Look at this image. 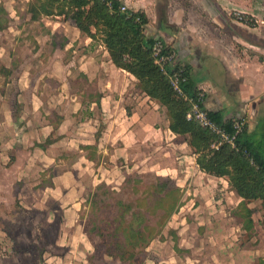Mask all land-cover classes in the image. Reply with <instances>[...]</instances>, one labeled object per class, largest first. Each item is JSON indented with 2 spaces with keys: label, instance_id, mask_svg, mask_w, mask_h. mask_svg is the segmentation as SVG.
<instances>
[{
  "label": "crops",
  "instance_id": "crops-1",
  "mask_svg": "<svg viewBox=\"0 0 264 264\" xmlns=\"http://www.w3.org/2000/svg\"><path fill=\"white\" fill-rule=\"evenodd\" d=\"M121 1L132 11L143 12L148 18L146 33L160 37L176 53L175 63L186 67L190 84L204 92V107L221 111L225 118L244 117L248 131L259 141L255 132L264 122V11L257 29H233L238 23L229 15L230 8L245 10L243 3ZM27 3L20 7L24 11L14 9L18 18L31 19ZM33 21L44 22L42 29L32 30L34 55L47 47L48 56L4 60L8 68L18 66V74L9 76L1 96L4 204L19 199L23 210L42 208L50 213L57 202L66 223L74 226L88 186L102 181L119 184L134 169L156 171L171 176L189 195L181 209L204 208L195 199H207L206 209L215 214L208 225L223 221L227 225L223 211L236 219V234L229 228L225 234L210 236L213 245L208 254L217 264H262V219H256L253 210V230L244 228L243 218L235 214L243 198L228 176L200 168L188 134L171 130L165 107L141 90L134 74L114 63L101 36L82 32L73 19L60 14ZM16 32L20 43L24 29ZM248 205L252 207L251 202ZM186 223L182 218L180 225ZM173 226L169 221L164 240L157 239L162 246L160 261L148 264H188L189 253L195 256L200 249L185 227L176 236L169 233ZM240 232L248 234L245 241L239 239ZM189 264L201 263L195 257Z\"/></svg>",
  "mask_w": 264,
  "mask_h": 264
},
{
  "label": "trees",
  "instance_id": "trees-1",
  "mask_svg": "<svg viewBox=\"0 0 264 264\" xmlns=\"http://www.w3.org/2000/svg\"><path fill=\"white\" fill-rule=\"evenodd\" d=\"M122 4L121 0H30L28 11L32 20L43 15L60 14L73 19L82 32L92 37L99 34L114 63L134 74L141 90L165 107L171 130L188 134V142L197 155L200 168L216 176H228L233 190L243 198L235 214L243 218L244 228L253 230V209L248 204L260 200L264 206L262 143L254 139L247 123L236 133L234 123L240 116L225 118L221 111L207 109L213 121L227 134L234 135L233 144L196 119L188 118L191 105L172 86L167 74L172 69L170 64L166 65V72L155 60V37L145 31L148 18L140 11L120 10ZM181 87L191 96L198 92L190 84L189 77ZM201 104L204 106V101ZM135 175L126 176V180L132 183L133 193L138 195L135 203L129 202L132 200L125 199L115 189L104 195L100 191L94 192L88 200L94 234L103 239L108 253L121 259L131 258L146 248L156 234L162 233L164 224L182 204L181 188L171 177L156 176L155 181L150 182L143 179L146 176ZM104 187L103 184L96 188L101 190ZM100 195L103 198L100 199ZM103 209L113 212L110 218H99V211ZM153 213L158 214V220L149 224L147 221ZM103 222H106L107 232L103 229ZM262 225L264 228V216ZM261 262L264 264V259Z\"/></svg>",
  "mask_w": 264,
  "mask_h": 264
},
{
  "label": "rangeland",
  "instance_id": "rangeland-1",
  "mask_svg": "<svg viewBox=\"0 0 264 264\" xmlns=\"http://www.w3.org/2000/svg\"><path fill=\"white\" fill-rule=\"evenodd\" d=\"M231 1L234 6L238 4L240 6L242 3L246 6L244 8L245 10L235 7L230 8L229 15L232 13V19L238 23L233 24V29H257L256 27L263 24L260 13L264 11V0ZM25 3H27L26 0H0V106L2 101L1 96L4 94L9 76L12 73H14V75L18 74V66H11L8 68L4 65V60H6V58L10 59V57L22 55V57L33 61L40 56H48L47 54H49L46 51L48 48L45 47L43 51H39V54L34 55V38L32 30L38 29L39 26L41 28L44 22L39 21L41 24L34 22L32 19H27V16H20L18 18L14 9H17V11H24L20 7ZM29 3L30 1L25 8L27 12H29ZM5 5H7L9 9L8 11ZM236 13L245 14L248 20H239L236 17ZM4 29L10 30L4 32ZM16 29H24L25 32V34L21 36L20 43L16 41V37L19 36ZM4 45L7 47L6 51H4ZM33 72L34 71H32V73ZM4 74L6 75L5 79ZM164 112L166 114V109ZM260 120L262 119L260 118ZM255 134L257 140H259L264 147L263 121L259 123ZM136 173L139 177L146 176V178H141L150 182H154L156 176H169L167 174H158L156 171H143L140 170V168L134 169L128 174L136 176ZM0 175L4 178V170L1 168ZM173 181L175 182L174 179ZM103 184L105 187L101 188V190L96 188L98 185ZM131 187L132 183L126 180V177L119 184L102 181L95 186H88L83 195L85 206L79 210L77 223L74 226H70L66 223V220H64L63 211L57 206V202L53 203V205L56 204L55 211L51 210L50 213L42 208L39 210H23L24 208L19 202V199L15 202L7 200L4 204V187L0 186V264H148L150 260L159 262L161 258L160 255H162L159 249L162 248V246L158 240H164L165 234L163 231L169 224V221H172L175 225L168 229L169 233L176 236L175 232L181 231L185 227L183 231H186L190 236L194 237L196 239L195 243L201 249H199L200 251L197 250V252L199 251L198 254L195 252V256L189 253L191 258L188 260V264L191 260H194L195 257L200 260L201 264H217V261L208 254L211 251L210 245H213L209 242L210 236L214 233H220L221 235L222 233L225 234L229 228H233L235 234L239 232L236 227V219H229L230 216L223 215L225 214L224 211L222 212V221L226 218L227 225H224L225 221H223L222 225L218 223V226H210L207 224L209 221L208 219L214 222L212 219L215 218V214L211 213L212 210L210 208L206 209L208 205L207 199H195L196 203L204 204V206H202L204 208L192 210L190 206L187 208L182 207L181 209V206H183L189 198V195L184 194V191L181 190V206L164 224L162 233L156 234L158 228H160L159 226L157 230H154L156 235L148 242L146 248L136 252L135 256L128 259H121L118 256L111 255L106 251V246L102 241L103 239L97 234H94L92 230V214L88 207V200L92 198L94 192L100 191L103 193L101 195H104L107 191H110V189H115L119 191L125 199L132 200L129 202L135 203L136 196L138 195L133 193ZM101 195L99 197L100 199L103 198ZM183 198H186V200ZM251 205L256 219H263L264 206L262 202L260 200H255L251 202ZM112 213L113 212L110 210L103 209L99 211V218H110ZM157 218L158 214L153 213L147 222L153 224ZM182 218H185L189 224L186 223L184 226L180 225ZM33 221H35L36 224H33ZM106 227V222H103V229L107 232L108 230H106ZM82 233H84V240L81 239ZM247 236L248 234L246 232H240L239 239L245 241ZM193 248L191 250H193ZM219 264H222V262Z\"/></svg>",
  "mask_w": 264,
  "mask_h": 264
},
{
  "label": "built area",
  "instance_id": "built-area-1",
  "mask_svg": "<svg viewBox=\"0 0 264 264\" xmlns=\"http://www.w3.org/2000/svg\"><path fill=\"white\" fill-rule=\"evenodd\" d=\"M109 4L111 6L110 2ZM120 10L130 12V9L126 4H122ZM236 17L239 20H248V17L245 14L236 13ZM136 19L139 20L140 18L137 16ZM153 55L155 56L156 62L165 70L167 64H173L171 71L168 72L166 70V72H168L167 74L169 76L170 82L177 93L183 96L184 99H186L191 105V109L188 112L187 117L190 119H196L203 126L208 127L213 132L219 134L223 139L231 141V143L233 144L234 135L230 136L229 134H227L222 126H220L210 118L208 110L204 106H202L201 102L204 101L205 97L204 92L198 90L196 96H191L183 91L181 83L188 80L189 73L185 66H181L175 63L176 53L172 49H168L167 45L160 37H155V41L153 44ZM246 123L247 122L244 117L236 119L234 123L236 133L241 131Z\"/></svg>",
  "mask_w": 264,
  "mask_h": 264
}]
</instances>
